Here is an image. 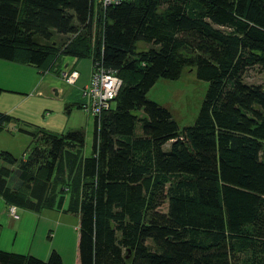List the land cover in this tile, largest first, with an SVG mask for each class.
<instances>
[{
    "label": "trees",
    "instance_id": "trees-1",
    "mask_svg": "<svg viewBox=\"0 0 264 264\" xmlns=\"http://www.w3.org/2000/svg\"><path fill=\"white\" fill-rule=\"evenodd\" d=\"M60 54L99 63L120 86L93 117L89 155L83 131L39 128L23 158L0 152L26 188L0 178L8 204L66 200L78 264H264V88L244 80L264 70V0H0V59L45 71ZM184 68L207 87L179 128L145 94ZM12 120L0 112V131ZM0 264L62 261L0 250Z\"/></svg>",
    "mask_w": 264,
    "mask_h": 264
},
{
    "label": "crops",
    "instance_id": "crops-1",
    "mask_svg": "<svg viewBox=\"0 0 264 264\" xmlns=\"http://www.w3.org/2000/svg\"><path fill=\"white\" fill-rule=\"evenodd\" d=\"M64 39L65 37H61L56 40L57 45L63 43ZM62 56L65 55H58L45 71H50L53 67L60 71L62 80L70 89L65 91L57 87V94L53 97L47 95L44 84L37 81V74L41 73L42 69L0 59V112L14 119L0 131V152H8L16 160L23 158L24 152L32 144L29 132L34 128L55 134L70 130L83 131L82 121L71 123L69 119L74 113L76 115L80 112L83 115L80 107L83 102L80 87L89 82L91 60L72 57L60 70L59 62ZM72 70L77 73L76 80L74 83H68L65 75ZM0 178L4 179V189L14 192L26 189L22 175L17 172V163L10 164L1 157ZM8 205L0 192L1 251L46 260L50 251L55 250L62 264H66L69 258L72 264H78V215L65 210L66 200L62 201L59 209L51 204L37 211L13 204L17 218L7 214ZM72 215L75 216L74 222Z\"/></svg>",
    "mask_w": 264,
    "mask_h": 264
},
{
    "label": "rangeland",
    "instance_id": "rangeland-1",
    "mask_svg": "<svg viewBox=\"0 0 264 264\" xmlns=\"http://www.w3.org/2000/svg\"><path fill=\"white\" fill-rule=\"evenodd\" d=\"M61 37L62 36L53 32L52 40L56 41ZM34 40L39 43L47 42L38 36H34ZM145 46L146 45L142 42H137V48ZM71 59L72 57L66 55L60 57V70L63 69L64 64L69 62ZM37 76V81L44 84L45 92H47V95L51 97L56 96L57 87H61L65 91L70 89V86L62 80L60 71H56L54 67L50 69V71H42L41 73H38ZM244 80L247 83L257 84L264 88V70L259 69L258 67H252L246 71ZM206 87L207 83L205 81L196 78L194 68H184L176 79L169 80L158 78L148 89L145 96L147 99L154 101L158 105L167 109L177 126L181 128L186 125H191L194 122ZM54 91H56V94L53 93ZM111 104L113 105V103ZM81 110L83 111V115L80 112L75 115L73 112L74 114H72L69 121L71 123H73V121H82L81 129L83 130L84 139L83 147L81 148V155L87 156L91 151L93 119L89 113L84 111L82 108ZM168 147V143L163 146L165 150L168 149ZM160 210L164 211L165 205H162ZM71 217L74 222L75 216L72 215ZM66 264H72L71 258H69V261H66Z\"/></svg>",
    "mask_w": 264,
    "mask_h": 264
},
{
    "label": "built area",
    "instance_id": "built-area-1",
    "mask_svg": "<svg viewBox=\"0 0 264 264\" xmlns=\"http://www.w3.org/2000/svg\"><path fill=\"white\" fill-rule=\"evenodd\" d=\"M119 0H96L101 6L111 3H117ZM77 73L75 70L65 75L68 83H74ZM120 86L119 78L108 69L103 68L99 63L92 65L89 82L80 87L83 102L81 108L89 113L92 117H99L103 110H107L111 101L115 97ZM10 217L16 218L17 213L13 205L6 207Z\"/></svg>",
    "mask_w": 264,
    "mask_h": 264
},
{
    "label": "water",
    "instance_id": "water-1",
    "mask_svg": "<svg viewBox=\"0 0 264 264\" xmlns=\"http://www.w3.org/2000/svg\"><path fill=\"white\" fill-rule=\"evenodd\" d=\"M53 93L56 94V91H54Z\"/></svg>",
    "mask_w": 264,
    "mask_h": 264
}]
</instances>
